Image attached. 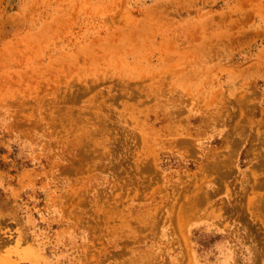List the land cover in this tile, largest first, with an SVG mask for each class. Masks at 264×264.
<instances>
[{"label":"rangeland","instance_id":"rangeland-1","mask_svg":"<svg viewBox=\"0 0 264 264\" xmlns=\"http://www.w3.org/2000/svg\"><path fill=\"white\" fill-rule=\"evenodd\" d=\"M0 264H264V0H0Z\"/></svg>","mask_w":264,"mask_h":264}]
</instances>
